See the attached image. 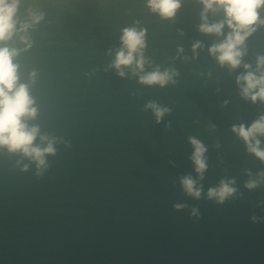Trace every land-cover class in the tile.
I'll return each instance as SVG.
<instances>
[{
    "label": "water",
    "instance_id": "water-1",
    "mask_svg": "<svg viewBox=\"0 0 264 264\" xmlns=\"http://www.w3.org/2000/svg\"><path fill=\"white\" fill-rule=\"evenodd\" d=\"M203 11L200 0H180L171 18L148 0H20L19 22L41 19L27 43L13 35L0 47L17 50L18 83L34 101L33 146L55 151L38 167L0 147V264H264V160L233 131L264 117V100L238 82L264 73V24L233 68L210 52L231 30L201 31ZM206 15L225 19L220 8ZM131 28L144 31L145 62L121 76L112 65ZM157 69L165 85L141 82ZM149 105L166 111L158 119ZM192 139L205 148L202 173ZM222 181L235 191L220 203L208 193Z\"/></svg>",
    "mask_w": 264,
    "mask_h": 264
},
{
    "label": "clouds",
    "instance_id": "clouds-1",
    "mask_svg": "<svg viewBox=\"0 0 264 264\" xmlns=\"http://www.w3.org/2000/svg\"><path fill=\"white\" fill-rule=\"evenodd\" d=\"M19 2L20 0H0V42L8 41L13 35H19L20 40L27 43L28 28L41 19V16L29 12L31 23L19 22L16 19ZM200 2L204 6V11L201 14L202 20H204L200 26L201 31L220 35L225 25L231 30L224 41L214 45L210 52L219 53L217 59L221 64L228 63L233 68L237 67L241 62L240 57L243 55L239 46L243 45L246 37L255 30L253 25L258 22L264 24V20L259 19L257 11L264 7V0H200ZM148 7L164 18H171L180 7V0H148ZM214 8L222 9L225 19L218 23L208 24L206 14ZM18 23L19 28H17ZM121 42L122 48L117 52L112 66L118 70L119 75L123 76L124 73L119 71L121 66H131L135 61L137 69L142 71L145 61L140 50L144 47V31L137 32L134 28L124 29ZM134 54H136L135 57ZM16 55V49L0 47V147H6L10 152H21L24 156L31 157L39 167L44 165V154L53 153L55 150L52 142H49L43 149L33 146L39 130L37 127L29 128L25 123V118L35 117L36 108L33 107L34 101L29 95L28 85L18 83V65L13 63V58ZM260 66H264V57L258 59V68ZM248 67L245 65L246 69ZM170 79L168 71L160 73L158 69L140 77L142 83L149 85L158 83L161 86ZM241 79L245 84L242 89L245 97L251 94L250 98L253 102L257 98L264 100V73L257 77L253 72H248L243 77H239L238 82ZM255 89L258 91L254 92ZM149 107L155 109L158 119L163 115V111H166L155 105H149ZM233 131L245 141L250 152L264 160V150L260 149V141L256 139L258 134L264 135V117L247 129L241 125L238 128L233 127ZM41 139L47 138L41 137ZM191 143L195 148L192 159L197 166L196 170L202 173L206 167L202 158L205 148L195 139H192ZM182 184L188 194L197 198L200 196V191L194 187L195 182L190 177L184 178ZM246 186L251 189L256 187V184L249 182ZM234 191L222 181L220 188L210 189L208 195L210 198L218 197V202L222 203ZM195 214V210H193V215Z\"/></svg>",
    "mask_w": 264,
    "mask_h": 264
}]
</instances>
